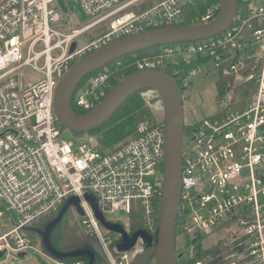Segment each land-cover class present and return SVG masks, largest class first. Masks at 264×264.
<instances>
[{"label":"built area","instance_id":"obj_1","mask_svg":"<svg viewBox=\"0 0 264 264\" xmlns=\"http://www.w3.org/2000/svg\"><path fill=\"white\" fill-rule=\"evenodd\" d=\"M71 1L87 20L80 28H72L68 10L63 13L57 0H0V218L12 216L10 230L0 237V252L39 254L51 264H67L45 253L28 230L74 197L84 211L83 217L75 216L82 237L88 243L96 239L108 264H129L128 253L111 251L113 240L86 196L105 219L134 211L145 232H156L162 118L139 121L132 139L104 153L90 137L60 139L55 90L70 66L91 52L149 30L207 24L216 18L219 4ZM83 35L87 41L78 46ZM133 59L137 72L166 74L185 98L193 79L210 70L218 71V81L227 80L218 114L193 121L184 137L176 233L224 248L220 264H264V0H235L232 22L216 37L160 46L151 56ZM207 64L210 68L202 71ZM119 66L117 61L113 68ZM27 71L36 79L26 81ZM241 84L253 86L246 104L228 108L231 88ZM110 86L108 71L98 72L76 92L75 106L93 110ZM227 231H233L230 238L206 244ZM195 254L191 244L178 257L203 264L205 258Z\"/></svg>","mask_w":264,"mask_h":264},{"label":"water","instance_id":"obj_2","mask_svg":"<svg viewBox=\"0 0 264 264\" xmlns=\"http://www.w3.org/2000/svg\"><path fill=\"white\" fill-rule=\"evenodd\" d=\"M63 11L67 8L63 0H57ZM219 12L216 18L204 25L176 26L149 30L138 35L124 38L108 44L84 56L68 69L55 90L53 110L62 125L72 131H85L103 123L130 95L148 88L157 92L163 111L164 157L162 162V181L160 185V200L157 215L155 239L145 231H139L128 236L127 233L111 225L103 216L91 197L86 196L101 227L111 233L121 235L124 247L132 249L140 238H145L146 255L140 259L130 260L129 264H147L155 254L157 264H176V222L180 197L183 134V105L182 94L176 83L166 74L159 71H143L128 76L112 88L101 102L91 111L78 115L69 105V99L79 83L90 73L109 65L119 58L134 53L157 48L160 46L206 40L221 34L232 22L235 11V0H218ZM78 201L71 197L60 209L57 216L49 222L43 233L45 250L55 257H73L78 254H88L92 264L93 255L87 251L72 253H56L48 244V231L71 205ZM138 253H141L139 251ZM4 252H0V258ZM25 253L18 254L24 257Z\"/></svg>","mask_w":264,"mask_h":264},{"label":"trees","instance_id":"obj_3","mask_svg":"<svg viewBox=\"0 0 264 264\" xmlns=\"http://www.w3.org/2000/svg\"><path fill=\"white\" fill-rule=\"evenodd\" d=\"M157 1L158 0H145V2L142 3V7H149ZM154 49L155 48L141 51L138 53H134L128 56H124L115 61V62L117 61L121 62V66L113 68L112 66L115 65V62H113L87 75L80 82V84L76 87V89L74 90V92L72 93L69 99V105H70L71 110L78 115L87 113V112H83L79 110L75 106L74 98H75L76 92L86 83V81L91 76L97 74L100 71L107 70L109 73V79H110V85H111L107 91L108 93L112 88H114L123 79L127 78L130 75L137 73L134 66L132 65L134 61L133 55H136L139 58L143 56H151L153 54ZM226 82H227L226 79L223 81L220 80L217 82L215 86L216 91H217V100L215 101V105L219 103L218 99L222 98L225 93ZM252 88L253 86L248 85V84H243L241 86L232 87L231 88L232 98L227 101V107L228 108H233V107L239 108L245 105L248 95L250 93V90ZM145 89L147 88H144L142 90H145ZM216 114H218L217 107L215 109V112L208 117L212 118ZM146 117H153V115L148 105L145 103V99L143 98L141 92L137 91L133 93L132 95H130L100 125L94 128H91L89 130H85V131H72V130L71 131L76 136H78V138H84V139L88 137L93 138L94 144L97 150L107 153V152L117 149L118 147H120L121 145H123L124 143L132 139L135 136V129H136L137 123ZM161 121L163 122V117ZM60 128L62 129V125H60ZM158 177H159V181L161 185L162 164L159 170ZM158 207H159V201L156 204V211L158 210ZM61 208H59V210L55 214L50 216L48 219H45L37 223L32 228H30L28 230L29 236L31 239H33L36 245H38L45 253H47L50 257L54 259L63 261L67 264H75L77 262H80L82 264H88L89 259H90L88 254L82 253V254L75 255L73 257H55L53 255H50L45 250V247L43 244L44 230L46 226L49 224V222H51L57 216ZM68 211L69 209L67 210V212ZM65 214L63 218L59 222L51 226V228L48 231V244L50 248L56 253H72V252H77V251H87L93 255L92 264H108L105 261L101 252H99L98 249H95L94 247H92L81 236L76 225L70 224L68 219L65 217ZM128 216L129 217L123 221L120 219L114 221L111 218H106V220L111 225H114L116 227L123 229L127 233V235L130 237L133 236V234H135L136 232L146 231L145 228L143 227L142 221L137 212L133 211L130 214H128ZM106 233L109 234L110 236L111 235L113 236L112 238L113 241H112L110 248L114 254H118L119 253L118 248L123 242L121 235L116 234V233H111L108 231H106ZM150 236L153 238V240L155 239V233L150 234ZM202 241H203V238H195L191 240L189 237H180L179 234L176 233V245H175V254L177 256L176 264H190L191 263V261L187 259L185 256L178 257L179 251L181 249L188 248L191 244H195L196 259L205 258V262L203 264H220L221 258L224 255L225 249L221 248L219 245L203 246ZM139 242L143 248L147 246V242L145 238H140ZM147 264H157L155 254L152 255V258Z\"/></svg>","mask_w":264,"mask_h":264},{"label":"rangeland","instance_id":"obj_4","mask_svg":"<svg viewBox=\"0 0 264 264\" xmlns=\"http://www.w3.org/2000/svg\"><path fill=\"white\" fill-rule=\"evenodd\" d=\"M63 3L68 10V15L66 17L69 21L68 23L72 24V28H80L87 23V20L84 17V14L81 8L79 7V5L75 4L71 0H63ZM86 41H87L86 35L79 37L77 40L78 46L84 44ZM208 68H210V64H207L201 70L204 71L207 70ZM24 77L26 81L34 80L36 79V73L33 71H27L25 72ZM219 79H220V75L216 70H210L207 73H204L193 79L190 95L186 98L183 96L181 97V101L183 105V121L185 123L190 124L193 121H198L200 119L206 118L215 112L216 109L215 101L217 100V91L215 86H216V81H218ZM141 94L145 99V103L148 105L153 117L159 119L162 118L163 111L158 94L148 88L142 90ZM220 99H218V101H220ZM60 139L65 141L76 142L79 138L71 130L62 127ZM9 216L10 218H12L11 215ZM75 216L76 217L84 216V211L81 208L79 201H76L74 204H72L69 211L65 214V217L68 219L70 224L73 225L77 224ZM108 217L114 221L119 219L123 221L126 220L129 216L124 212H118L115 215H111ZM76 227L78 228L77 225ZM79 233L81 234L80 231ZM232 235H233V231H227V234H216L210 237L209 241L206 242V244L210 245L215 240H218L223 237L230 238ZM111 238H113L112 235ZM89 244H91L95 249H99L96 239L94 238L90 239ZM144 249L145 248L142 247L139 241L130 250L124 247L123 242L118 248L119 253H124V252L128 253L130 260L135 259L137 257L136 258L137 261L142 259L146 255ZM139 251H141V253H138ZM184 251H186V249H184ZM28 256L32 257L33 255H26L23 258H18L17 255L8 256L7 254H4L0 258V264H18L17 262L19 261H22L24 259L27 260V258H29ZM34 256L36 259L39 256V258H41L42 261L44 262L43 264H48V263L51 264L48 260H46L44 257H42L39 254H34ZM39 258L37 260L40 262ZM44 260L48 262H45Z\"/></svg>","mask_w":264,"mask_h":264},{"label":"crops","instance_id":"obj_5","mask_svg":"<svg viewBox=\"0 0 264 264\" xmlns=\"http://www.w3.org/2000/svg\"><path fill=\"white\" fill-rule=\"evenodd\" d=\"M12 226V218H10L9 215H5L4 217L0 218V237L7 233L10 228ZM26 254V253H25ZM26 255H33L32 257L28 256L29 258L24 259L22 261L17 262L18 264H43L44 262L42 261L41 258H39V256L37 257V259H40V262L35 258L34 254H29L27 253ZM25 255V256H26ZM37 256V255H36ZM18 257V255H17ZM18 258H23V257H18ZM45 261V260H44ZM48 262V261H45ZM49 264V263H48Z\"/></svg>","mask_w":264,"mask_h":264},{"label":"flooded vegetation","instance_id":"obj_6","mask_svg":"<svg viewBox=\"0 0 264 264\" xmlns=\"http://www.w3.org/2000/svg\"><path fill=\"white\" fill-rule=\"evenodd\" d=\"M191 124V123H190ZM190 124H187L185 122H183V134H184V137L186 136L187 134V131L190 129L191 125ZM187 130V131H186ZM139 241V240H138ZM137 241V242H138ZM137 244V243H136Z\"/></svg>","mask_w":264,"mask_h":264},{"label":"bare ground","instance_id":"obj_7","mask_svg":"<svg viewBox=\"0 0 264 264\" xmlns=\"http://www.w3.org/2000/svg\"><path fill=\"white\" fill-rule=\"evenodd\" d=\"M114 62H115V61H114ZM112 67H113V66H112ZM111 75H112V74H111ZM79 84H80V83H79ZM241 85H243V84H241ZM241 85H240V86H241ZM236 87H237V86H236ZM237 92H239V91H237ZM234 94H235V92H234ZM234 98H235V97H234ZM233 100H234V99H233ZM238 100H239V99H238ZM234 102H235V101H234ZM234 102H233V103H234ZM244 103H245V102H244ZM232 106H233V105H232ZM240 106H241V105H240Z\"/></svg>","mask_w":264,"mask_h":264}]
</instances>
